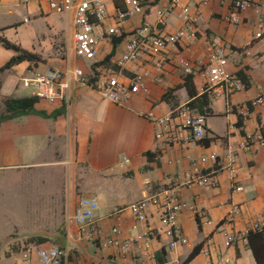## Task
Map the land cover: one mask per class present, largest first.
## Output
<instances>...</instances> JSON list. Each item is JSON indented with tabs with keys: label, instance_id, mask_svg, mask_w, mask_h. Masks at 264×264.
Listing matches in <instances>:
<instances>
[{
	"label": "crops",
	"instance_id": "crops-1",
	"mask_svg": "<svg viewBox=\"0 0 264 264\" xmlns=\"http://www.w3.org/2000/svg\"><path fill=\"white\" fill-rule=\"evenodd\" d=\"M103 2L108 17L97 29L118 32L106 35L97 58L87 61L75 55L72 14L52 13L47 0H0V38L40 59L24 61L0 74V118L8 114L9 99L33 97L21 80L35 71L80 68L91 81L87 86L72 81L64 98L54 103L38 100L37 113L0 123V188H5L1 194L25 202L20 216L11 222L12 229L0 240V264H43L36 253L25 262L24 251L52 246L69 249L64 264H221L219 252L229 264H264L263 232L254 233L248 244L226 246L228 234H243L264 216V147L244 148L247 135H264V104L251 106L264 95V38H255L264 21V0L237 13V23L231 22L230 0H148L123 24L118 23L117 13L126 9L124 1ZM196 18V40L188 48V21ZM139 28L168 37L187 33L160 55L120 66L126 45ZM212 44L225 47L228 70L243 80V91L226 95L207 83L202 73L186 75L175 66L173 59L182 56L199 69L207 63ZM16 55L0 43V68ZM135 73L145 75L148 92L133 94L124 103L104 99L97 89L109 76L128 83ZM184 104L206 116V135L195 140L188 132H180L181 142L168 145L158 136L154 119ZM230 149L236 161L234 173L228 169ZM204 157L208 160L200 164L201 174H195L192 162ZM49 169L56 171L60 186L46 195L51 201L44 213L38 188L34 199L28 189L6 188L8 179L20 183L21 172ZM203 176L211 184H198ZM236 187L242 191H235ZM82 197L96 199L101 215L121 211L119 222L98 223L102 234L95 240L84 237L68 221ZM158 197L192 202L204 215L184 211L178 216L187 244L170 247L158 206L149 205L144 222H138L128 209L143 199ZM116 223L123 243L136 239L126 253L117 246L103 247ZM144 231L150 234L149 251L138 240ZM197 247L199 253L187 261ZM203 251H210V257Z\"/></svg>",
	"mask_w": 264,
	"mask_h": 264
},
{
	"label": "built area",
	"instance_id": "built-area-1",
	"mask_svg": "<svg viewBox=\"0 0 264 264\" xmlns=\"http://www.w3.org/2000/svg\"><path fill=\"white\" fill-rule=\"evenodd\" d=\"M28 1V0H27ZM126 9L117 13V21L119 24L125 23L132 16L137 14L148 3V0H123ZM234 14L231 16V22L237 23V13L255 8L257 0H230ZM49 9L56 14H72L76 26L74 35L75 55L78 59L92 61L99 55V45L105 36L116 35L117 29L110 28L106 31H98L97 27L103 23L108 17V10L103 0H47ZM161 14V13H160ZM161 16H163L161 14ZM27 21V20H26ZM199 19L189 20L188 29L190 46L196 40L195 25ZM187 32L168 37L162 34H150L145 28L136 30L129 39L126 50L119 60V65L124 66L127 63H136L143 57L160 55L168 50V48L178 43L183 35ZM256 39L264 38V21L259 25V31L255 35ZM176 67L181 69L186 75H196L202 73L206 76L209 84L216 85L222 89L226 95L243 91L246 86L243 80L228 70V57L224 46L212 44L209 46V55L207 63L199 69L194 68L192 64L184 57L177 56L173 59ZM77 82L83 86L91 85L90 78L80 68H67L65 70L50 69L47 71H35L32 75L21 80L23 87L32 90V96L40 101L54 103L60 98H64L70 90L71 82ZM96 85V84H95ZM94 85V86H95ZM97 89L101 96L113 103H124L133 94L140 92L147 93L145 75L135 73L128 83H124L115 76H109L100 81ZM264 104V95L258 96L251 102V106H261ZM158 127V136L163 138L168 145L180 143V132H188L190 138L195 140L203 139L207 131L206 116L196 114L189 104H184L172 113L163 115L154 119ZM252 145L264 147V135L262 133H254L246 136L245 149H249ZM231 150V149H230ZM231 160L229 170L234 173L235 156L233 150L230 151ZM212 158H215L213 156ZM204 157L198 161L192 162V168L195 174H201L200 164L207 162ZM198 184H211L208 177H200ZM235 191H242L241 187H236ZM149 205L158 206L161 209V216L167 226L165 234L171 238L170 247L175 248L178 244H187L180 226L177 223L178 216L188 211L197 217L204 215L192 202L187 201H171L168 198L160 199L150 198L143 199L128 207L133 217L138 222H144L147 216ZM99 203L96 199L90 197H82L77 208L68 216V221L78 226L79 232L90 240H95L101 236V230L98 229V223L106 219L119 222L120 213L115 212L110 216H104L98 213ZM229 221L233 216L227 217ZM209 223V222H208ZM137 229V225L133 227ZM263 232L264 234V216L259 218L245 233H231L227 235L226 246L232 247L239 242L248 244V237L251 232ZM240 235V236H239ZM121 230L116 223L110 230V235L103 242V247L117 246L121 253H126L132 242L136 239L127 240L125 243L121 241ZM146 251L151 249V238L147 231H144L139 237ZM210 243V242H209ZM36 253L43 264H64L69 258V249L67 247L52 246L49 249H33L27 247L24 251L23 258L25 262L31 260V256ZM203 254L210 257V251H203ZM218 260L221 264H229L230 260L226 258L222 252L218 253ZM154 260V256H150Z\"/></svg>",
	"mask_w": 264,
	"mask_h": 264
},
{
	"label": "rangeland",
	"instance_id": "rangeland-1",
	"mask_svg": "<svg viewBox=\"0 0 264 264\" xmlns=\"http://www.w3.org/2000/svg\"><path fill=\"white\" fill-rule=\"evenodd\" d=\"M31 91V89H28L26 92L31 93ZM19 177L20 179H22L20 180V183H18V185L14 184V182L16 181H10L8 179L6 181L8 185L6 188L12 189L15 192H18L17 188H20L22 190L28 189V191L31 192V199L36 198L33 195V191H36L38 188L40 190L41 207L43 208L44 213L50 206L51 201V198L47 197L46 195L52 190L56 191L60 186V180L58 177H56V171L54 169L43 170L40 172L38 171L37 173H34L33 171H25L21 172ZM23 178H26L27 180L24 181ZM2 191H5L4 187L0 188V240H3L7 233H9V231L12 229L13 224H11V222L15 221L20 216V212L24 209L25 206L24 199H21V201L18 202H14L13 195L3 196L1 194ZM43 221L44 220H40V223H42ZM27 225L31 226V220L27 222Z\"/></svg>",
	"mask_w": 264,
	"mask_h": 264
},
{
	"label": "trees",
	"instance_id": "trees-1",
	"mask_svg": "<svg viewBox=\"0 0 264 264\" xmlns=\"http://www.w3.org/2000/svg\"><path fill=\"white\" fill-rule=\"evenodd\" d=\"M0 43H2V45L5 48L12 49L15 52H17L16 56L12 57L3 67L0 68V74L2 72H4L5 70L10 69L14 65L20 64L24 61H30V62L40 61L38 56H36V55H34L28 51L22 50L21 48H19L15 44H12L11 42H9L6 39L0 38ZM204 98H205V96H201L202 100ZM37 103H38V98H36V97H23V98H11V99H9L6 103V111L8 114H6L0 118V123L2 121H5V120H10V119L21 117L24 115L37 113V111L35 110V105ZM254 233L255 234L258 233L257 235H259L260 232L259 231L251 232L249 237H248L249 243H250V238ZM199 251H200L199 247L194 249L193 252L188 257L187 261H190L191 259H193L199 253ZM255 255H256V252H255ZM259 263H260V260H259Z\"/></svg>",
	"mask_w": 264,
	"mask_h": 264
}]
</instances>
